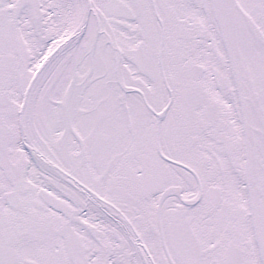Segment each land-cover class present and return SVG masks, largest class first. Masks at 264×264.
<instances>
[{
    "label": "snow or ice",
    "instance_id": "snow-or-ice-1",
    "mask_svg": "<svg viewBox=\"0 0 264 264\" xmlns=\"http://www.w3.org/2000/svg\"><path fill=\"white\" fill-rule=\"evenodd\" d=\"M0 264H264V0H0Z\"/></svg>",
    "mask_w": 264,
    "mask_h": 264
}]
</instances>
